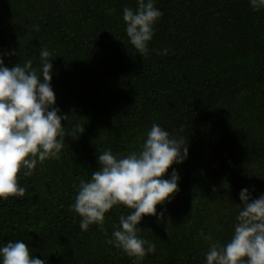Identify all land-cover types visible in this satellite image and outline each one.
Wrapping results in <instances>:
<instances>
[{
  "label": "trees",
  "instance_id": "16d2710c",
  "mask_svg": "<svg viewBox=\"0 0 264 264\" xmlns=\"http://www.w3.org/2000/svg\"><path fill=\"white\" fill-rule=\"evenodd\" d=\"M154 5L162 16L141 56L123 20L138 0H0L5 66L31 59L39 72L47 48L55 107L74 115L59 158L38 161L31 176L22 169L25 196L0 199V247L23 241L45 264H207L201 233L226 244L242 189L264 194V9L249 0ZM154 123L183 137L188 157L164 177L179 175V191L157 208L164 221L145 216L138 226L156 251L137 260L108 243L130 209L114 206L103 230L84 231L72 205L80 179L99 170L98 154L139 152ZM77 124L85 131L73 139Z\"/></svg>",
  "mask_w": 264,
  "mask_h": 264
},
{
  "label": "clouds",
  "instance_id": "9594fccd",
  "mask_svg": "<svg viewBox=\"0 0 264 264\" xmlns=\"http://www.w3.org/2000/svg\"><path fill=\"white\" fill-rule=\"evenodd\" d=\"M249 2L255 11L264 9V0ZM114 11L110 9L109 14ZM161 16L154 0H138L136 11L123 9L127 36L141 56L147 54L154 25ZM34 27L39 31L38 26ZM167 53L164 49L163 54ZM50 55L47 48L41 50L39 72L31 59L8 67L0 57V199L24 197L26 188L19 185L21 170L24 169L25 176L33 175L38 161L43 164L48 159H58L64 148L63 122L70 121L74 115H61L55 107ZM84 131L85 127L77 124L73 139H78L76 134ZM187 157L185 139L171 137L155 123L139 152L120 158L111 149L99 153V170L92 172L89 181L80 179L72 205L82 218L81 229L87 231L90 225L98 224L103 230L106 213L114 206L123 205L131 211L119 217V226H114L113 239L108 243L137 260L155 253V244L138 237V226L145 216H158L159 222L164 221L165 214H158L157 208L179 191V175L173 171L170 179L164 177L174 164H182ZM240 200L242 205L237 204L240 211L229 242H213L210 234L201 233L210 245L207 264H264V194L253 199L245 188ZM0 257L2 264H45L44 260L31 256L23 241H9L0 247Z\"/></svg>",
  "mask_w": 264,
  "mask_h": 264
}]
</instances>
